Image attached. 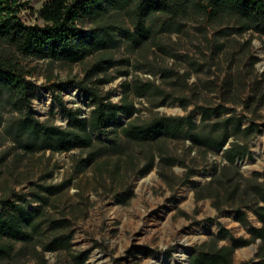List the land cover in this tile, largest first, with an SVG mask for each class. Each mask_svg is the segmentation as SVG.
I'll return each mask as SVG.
<instances>
[{
  "label": "rangeland",
  "instance_id": "1",
  "mask_svg": "<svg viewBox=\"0 0 264 264\" xmlns=\"http://www.w3.org/2000/svg\"><path fill=\"white\" fill-rule=\"evenodd\" d=\"M19 1L28 6L20 13L22 21L42 27L36 10L45 0ZM132 4L129 0L122 8L114 7L106 13L112 21V46L76 63L22 55L0 42V55L14 60L36 87L31 100L34 117L41 121L49 117L51 89L66 107L79 108L81 117L87 116L92 106L70 82L84 81L106 93L113 103L120 100L123 82H150L155 94L148 96L149 103L144 98L133 100V106L142 112L158 105L152 111L166 115L192 113L197 123V106L228 108L246 118L242 127L255 122L258 132L247 144L249 155L237 159L234 166L242 177L258 173L259 181L264 182V107L251 100L257 90L255 79L264 73V36L250 31L238 34L231 25L211 24L203 14L187 8L182 17L167 11L144 15L143 29L147 32L135 43L132 36L139 23L130 14ZM81 27L88 31L93 23L85 19ZM59 84L65 85L54 86ZM180 98L188 103L185 108ZM0 103V196L11 191L25 194L32 184L64 182L66 187L55 193L49 206L51 217L61 222V227L51 229L40 224L27 242L15 243L0 264H93L94 254L101 256L103 264H186L191 249L220 227L235 238H249V228L260 226L250 211V227H244L231 208L217 211L209 198L196 201L190 184L175 185L187 170L180 166H174L172 173L166 170L174 186L170 189L154 167L142 176L131 177L133 165H121L119 175L110 178V165L79 169L81 154L76 150L23 153L4 130V122L16 113L10 105ZM119 118L126 121L124 116ZM51 121L66 125L59 113ZM168 146L195 171L189 180L198 186L210 180L213 168L220 163L222 151L194 164L190 162L194 152H188L187 141ZM129 192L132 197L126 204L117 203V198L125 200ZM60 237L70 239L68 249L58 247ZM6 241L0 237V244ZM219 244H229V240L222 239ZM258 245L254 240L236 248L231 264L256 263ZM78 255H84L82 262L74 258Z\"/></svg>",
  "mask_w": 264,
  "mask_h": 264
},
{
  "label": "trees",
  "instance_id": "2",
  "mask_svg": "<svg viewBox=\"0 0 264 264\" xmlns=\"http://www.w3.org/2000/svg\"><path fill=\"white\" fill-rule=\"evenodd\" d=\"M127 1L45 0L36 10L37 17L44 24L39 27L26 25L20 17L23 7H28L27 2L0 0V42L22 55L76 63L112 46V21L106 13L114 7L122 8ZM131 1L130 14L139 23L136 34L132 36L135 43L147 32L143 29L144 15L167 11L175 17H182L187 8L203 14L211 24L231 25L238 34L250 31L259 37L264 36V0ZM85 19L93 23L88 31L81 27ZM163 75L167 77L165 73ZM185 78H188L187 73ZM70 83L81 90L92 106L88 115L81 117L79 108L66 107L59 94L51 89L49 117L41 121L31 110L35 85L25 78V72L14 60L0 55V102L13 107L16 113L14 118L4 122V130L23 153L33 155L76 150L81 154L79 169L86 166L100 169L110 165L107 170L110 178L119 175L121 165L123 168L133 165L131 177L142 176L154 167L170 189L174 186L170 184L166 170L172 173L174 166L183 167L187 170L175 185L190 184L196 201L209 198L217 211L231 208L236 220L244 227H250L248 211L260 223L259 227L249 228V238H235L220 227L216 234L191 249L186 264H231L234 250L254 240L259 241L258 260L254 264H264V182L259 181L258 173L242 177L234 166L237 159L249 155L247 144L258 132L255 122L242 127L246 118L228 108L218 110L197 106L195 110L200 115L197 123L192 113L166 115L152 111L158 105H150L146 113L142 112L133 106V100L144 98L149 103L148 96L155 94L150 82H123L118 103L111 102L106 93L84 81ZM255 83L257 90L251 100L259 108L264 107V73L255 79ZM178 101L182 108L188 105L184 98ZM228 111L229 114H225ZM57 113L65 119L64 127L51 121ZM120 116H124L126 121L121 122ZM177 141L189 143L188 152H194L190 162L194 164L198 159L206 162L208 155L222 151L220 163L213 168L210 180L200 186L189 180L195 171L168 146ZM65 188L64 182L32 184L25 194L11 191L0 196V237L12 242L0 244V259L11 253L15 243L27 242L40 224L51 229L61 227V222L51 217L49 206L55 193ZM131 197L129 192L125 200L117 198V203L126 204ZM32 204L36 206L31 208ZM225 238L229 244L220 245L219 242ZM58 241V247L69 248V238L60 237ZM74 258L82 262L84 255Z\"/></svg>",
  "mask_w": 264,
  "mask_h": 264
},
{
  "label": "bare ground",
  "instance_id": "3",
  "mask_svg": "<svg viewBox=\"0 0 264 264\" xmlns=\"http://www.w3.org/2000/svg\"><path fill=\"white\" fill-rule=\"evenodd\" d=\"M185 256V255H184ZM185 258L183 257V258H179V260H181V261H183ZM91 261H92V263L93 264H103L102 262H101V256L100 255H98V254H94V255H92V259H91Z\"/></svg>",
  "mask_w": 264,
  "mask_h": 264
},
{
  "label": "water",
  "instance_id": "4",
  "mask_svg": "<svg viewBox=\"0 0 264 264\" xmlns=\"http://www.w3.org/2000/svg\"><path fill=\"white\" fill-rule=\"evenodd\" d=\"M259 242V241H258Z\"/></svg>",
  "mask_w": 264,
  "mask_h": 264
}]
</instances>
